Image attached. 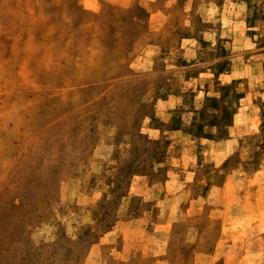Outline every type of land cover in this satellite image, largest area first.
<instances>
[{
    "label": "rangeland",
    "instance_id": "1",
    "mask_svg": "<svg viewBox=\"0 0 264 264\" xmlns=\"http://www.w3.org/2000/svg\"><path fill=\"white\" fill-rule=\"evenodd\" d=\"M0 264H264V0H0Z\"/></svg>",
    "mask_w": 264,
    "mask_h": 264
},
{
    "label": "crops",
    "instance_id": "2",
    "mask_svg": "<svg viewBox=\"0 0 264 264\" xmlns=\"http://www.w3.org/2000/svg\"><path fill=\"white\" fill-rule=\"evenodd\" d=\"M245 3H246V5L248 4L247 1H246ZM245 3H244V4H245Z\"/></svg>",
    "mask_w": 264,
    "mask_h": 264
}]
</instances>
